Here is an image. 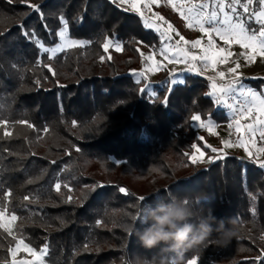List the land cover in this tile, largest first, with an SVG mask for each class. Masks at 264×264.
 <instances>
[{"label": "trees", "instance_id": "trees-1", "mask_svg": "<svg viewBox=\"0 0 264 264\" xmlns=\"http://www.w3.org/2000/svg\"><path fill=\"white\" fill-rule=\"evenodd\" d=\"M29 3L40 5L43 19L28 3L0 0V117L12 132L4 138L0 130V192H12L9 207L25 242L38 249L48 244V264H137L163 253L179 264L197 255L199 264H264V169L238 152L212 163L191 160L194 143L204 147V161L211 152L200 139L207 133L191 116L214 124L229 120L230 112L206 95L205 78L182 71L183 83L168 91L170 73L162 68L142 92L147 81L138 84L132 70L142 65V50L161 45L139 16L111 0ZM158 8L185 32L181 18ZM61 14L69 36L86 43L49 60L22 35L20 24L53 45ZM106 37L122 50L104 52ZM243 81L264 87V76ZM20 120L33 127L14 123ZM173 196L185 198L195 214L211 209L217 219L231 220V243L218 246L214 233L195 249L144 248L135 231L144 227L143 210ZM10 239L0 233V261L10 260Z\"/></svg>", "mask_w": 264, "mask_h": 264}, {"label": "snow or ice", "instance_id": "snow-or-ice-1", "mask_svg": "<svg viewBox=\"0 0 264 264\" xmlns=\"http://www.w3.org/2000/svg\"><path fill=\"white\" fill-rule=\"evenodd\" d=\"M7 2L11 4L13 0H7ZM19 2L28 3L29 8L40 13L41 19H43L40 5L31 4L29 0H19ZM111 2L125 12L131 11L135 13L140 17L146 28H151L159 34L161 45L159 53L169 63H184L187 65L186 70L190 72L196 71L202 74L208 69H212L215 72V76H207L211 91L206 93V95L213 97L214 103L218 106H223L235 114L233 117L234 122L230 123L228 127L230 129L234 128L237 134L235 142L222 140L221 143L225 148L233 146L243 148L249 159L257 163L261 169H264V160L260 159L261 154H264V147L256 146L257 133L259 139L264 141V93L246 87L242 82V74L238 72L241 64L235 59L238 56L250 62L257 55L264 57V0H255V3L259 6L258 9L252 7L254 0H165L166 6L171 7L174 12L178 13L186 28L198 30L203 36L207 37L206 44L202 43L201 39L191 41L185 39L161 13L153 11V6H161V0H111ZM146 13L151 15H146ZM59 23L61 26L54 35L59 37L60 42L55 43L54 46H46L35 29H27L23 23L20 24V28L22 35L34 43L39 52L49 54L47 58L51 60L58 53L64 52L65 49L83 47L86 43L85 41L69 37V21L63 14L59 16ZM45 29L47 30V25H45ZM173 34L179 37L175 42H173ZM214 37H218L222 45H219ZM189 45L192 49L199 48L200 54L197 55L190 52L188 50ZM231 45H239L243 51L233 53L230 50ZM110 46H114L116 51L122 50L119 43L113 45V41L106 37L105 42L102 44L104 52H108ZM170 53L172 55H169ZM141 56L146 62L151 61L146 71L154 72L161 67L160 63L154 59L155 51L147 56L141 53ZM104 59V56L101 55L100 60L103 61ZM230 59L235 66L227 67V71L218 70L219 65H228ZM197 62H199L201 67H198ZM44 67L48 68L53 75H56L50 64H45ZM133 75L144 77V73H136L135 71ZM170 76L173 78L164 82L168 91H171L172 85L183 83V81L174 78V73L170 74ZM228 76L231 78L226 84L217 82L218 79L225 80ZM144 78L147 79V77ZM136 82L139 84L140 80L137 79ZM35 83L40 84V80H36ZM149 85L150 83H146L141 91L144 92ZM153 96L156 97L157 95L153 93ZM229 100L232 102L230 103ZM164 103H167V96L164 99ZM2 108L3 105H0V109ZM191 120L197 122L199 127L206 128L209 133L215 134V125L211 119L205 122L202 120L201 115L196 114L191 116ZM241 121H245V123H241ZM14 123L27 124L28 127H33V125L24 120L15 121ZM9 127V120L0 117V130H2L4 138L12 136ZM200 139H203V137ZM191 147L199 153V157L191 156L193 163H212L216 159L223 158L222 156H210L207 161H204V151L196 144ZM205 147L211 149L212 153L220 151L211 145H205ZM253 148H255V153L252 151ZM60 187V183L55 184L57 191L60 190ZM119 191L126 195L128 194L123 187H120ZM11 196L12 192L10 190L0 192V233L6 234L7 237L11 238L7 249L11 260L5 259L0 261V264H46L45 258L48 255V244H44L43 247L38 249L33 247L30 242H25V238L16 224L18 216L9 207ZM24 199L28 200L29 198L25 196ZM70 199L71 197H69ZM138 199L143 201L145 198L139 197ZM100 223L101 221L98 220L97 224L99 225ZM84 247L87 249V245ZM19 253H26L31 259H18ZM199 259V255L194 256L187 261V264H199Z\"/></svg>", "mask_w": 264, "mask_h": 264}, {"label": "clouds", "instance_id": "clouds-1", "mask_svg": "<svg viewBox=\"0 0 264 264\" xmlns=\"http://www.w3.org/2000/svg\"><path fill=\"white\" fill-rule=\"evenodd\" d=\"M136 220V216H132ZM141 229H135L142 246L147 249L163 245L161 251L195 249L205 245L215 233L213 241L227 247L236 235L233 222L217 219L212 210L193 213L188 201L180 196L159 200L148 205L142 213ZM134 227V225L132 226ZM137 264H179L175 258L153 256L150 260H138Z\"/></svg>", "mask_w": 264, "mask_h": 264}, {"label": "rangeland", "instance_id": "rangeland-1", "mask_svg": "<svg viewBox=\"0 0 264 264\" xmlns=\"http://www.w3.org/2000/svg\"><path fill=\"white\" fill-rule=\"evenodd\" d=\"M161 5L164 6L165 10L168 11V12H173L177 15L178 18H180V16L178 15V13L174 12L171 7L169 6H166V3H165V0H161ZM253 8H257L258 9V4L255 3V0H254V4L252 6ZM153 11H156V12H159V8L158 7H155L153 6ZM146 15H151L150 13H146ZM162 15V13H161ZM166 18V17H165ZM168 21H170L174 27L179 31V33L181 35H183L185 37V39L187 40H194V39H201L202 40V43H205L207 42V37L203 36L202 33H200L198 30H194V29H189V28H186L185 27V23L183 21L182 23V27L185 28V32H183L182 30H180L178 28V26L176 25L175 21L174 20H171V19H168L166 18ZM164 27H166V25H164ZM59 30V29H58ZM71 39H78V40H82V41H85V39H80V38H74V37H71L69 36ZM173 38L175 40H178L179 37L178 36H175V34H173ZM216 40H217V43L219 45H222V42L219 40L218 37H214ZM110 39V38H109ZM113 41V45L115 43H119L117 40L115 39H111ZM59 37H58V40L56 43H59ZM120 44V43H119ZM55 44L53 45H46V46H54ZM110 48H115L114 46H110ZM188 50L190 52H193L197 55L200 54V49L197 48V49H192L189 45L188 47ZM230 50L234 53V52H241L243 51L239 45H231L230 47ZM109 52V50H108ZM153 52L152 51H147V50H142V53L144 54V56H147L149 54H151ZM49 55V54H48ZM169 55H172V53H170ZM154 59L157 60L161 67L159 69H157L156 71H146V69L148 68V66L151 64V61H145L144 58H143V62H142V65L140 67H137L136 69H133L132 70V73L135 71L136 73H144V77H147V79H145L144 77H140V76H134L135 79H140V78H143L147 81V83L149 81H156L157 78H158V75H157V71L158 70H161L162 68H167V70L169 71L170 74L174 73L175 72V79H178L180 80L182 78V71H185L186 69L183 68V66L185 65L184 63H169L167 59H165L162 55H160L159 53V50L158 51H155V56H154ZM240 64H241V67L238 69V72L240 74H242L243 77H246V76H264V57H261L259 55H257L255 57V59L253 61H245L243 57H236L235 58ZM229 66H235L233 63L230 64ZM228 66V67H229ZM182 67V68H181ZM181 70L180 73L179 71L177 70ZM212 69H208L207 71H211ZM227 71V69H226ZM178 72V73H177ZM193 72V71H191ZM173 77L172 76H169V79H172ZM242 82L246 85L247 88H251L257 92H260V93H264V87H261V88H256L254 87L253 85L249 84L248 82H245L242 80ZM211 91V89H210ZM250 99V98H249ZM226 112L229 113L230 110L226 108ZM198 113H195L194 115H196ZM199 115V114H198ZM202 118V117H201ZM203 121L207 122L209 119H203ZM193 122V125L195 127H197L198 129H201V130H204L207 134H202L201 137H203L202 139V142H203V145H211L212 147H215L217 148L218 150H220L218 153H212L210 152V154H208V157L210 156H222L226 153H229V152H238L240 155L242 156H248L247 153L244 151L243 148H240V147H236V146H233L231 148H225L224 145L221 143L222 140H230L227 138V135L228 133L230 132V128L228 127L229 125V122H220V123H217V124H214L215 125V128H214V132L215 134H211L209 133V131L206 129V128H203V127H199L197 122ZM242 123V122H241ZM234 129V128H233ZM235 131V129H234ZM235 142V141H233ZM196 144L198 147L201 148L202 151H204L205 155H204V160L206 158V151L204 149V147L202 146V144L200 143H194ZM256 146L257 147H264V141H261L259 139V135L257 133V137H256ZM211 150V149H209ZM252 151L255 153V148L252 149ZM197 156L199 157V153L195 151V149L192 148V152H191V156ZM260 159L264 160V154H261L260 156ZM14 246V245H13ZM166 253H163L162 256H165ZM18 259H21V258H28V259H31V257H29L26 253H19L18 254ZM10 260H11V256H10ZM9 260V261H10ZM46 264H48L46 262ZM187 264V263H186Z\"/></svg>", "mask_w": 264, "mask_h": 264}, {"label": "built area", "instance_id": "built-area-1", "mask_svg": "<svg viewBox=\"0 0 264 264\" xmlns=\"http://www.w3.org/2000/svg\"><path fill=\"white\" fill-rule=\"evenodd\" d=\"M175 41H176V40L173 38V42H175ZM234 53H239V52H234ZM235 58H236V57H235ZM230 64H232L231 59H230V62H229L228 65H219V66H218V70H224V71H226L227 67H228ZM197 65H198V67H201V65L199 64V62H197ZM183 68H184V69H187V65L185 64V65L183 66ZM194 72H196V71H194ZM196 73H197V72H196ZM198 74H200L201 76H203L208 84H210V82L207 80V76H215V72H214L213 70H211V71H205V72H203L202 74H201V73H198ZM230 78H231V77L228 76V77L225 78V80H219V79H218L217 82H218L219 84H226L227 81H228ZM238 99H239V98H238ZM229 102L231 103L232 101L229 100ZM237 107H239V105H237ZM234 115H235V114L232 113V112L230 111V114H229V120H228L229 124L234 122V120H233ZM241 122H242V123H245V121H241ZM227 138L230 139L231 141H236V140H237V134L235 133V131H234L233 128H232V129L230 130V132L228 133ZM245 138H246V137H245Z\"/></svg>", "mask_w": 264, "mask_h": 264}, {"label": "crops", "instance_id": "crops-1", "mask_svg": "<svg viewBox=\"0 0 264 264\" xmlns=\"http://www.w3.org/2000/svg\"><path fill=\"white\" fill-rule=\"evenodd\" d=\"M182 68V67H181ZM177 71H181L180 69L179 70H177ZM175 73V72H174Z\"/></svg>", "mask_w": 264, "mask_h": 264}]
</instances>
